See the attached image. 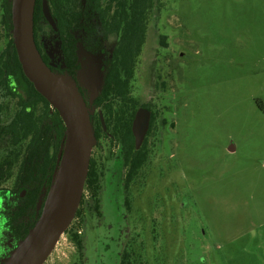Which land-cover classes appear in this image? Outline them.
Wrapping results in <instances>:
<instances>
[{
    "label": "rangeland",
    "instance_id": "374dc122",
    "mask_svg": "<svg viewBox=\"0 0 264 264\" xmlns=\"http://www.w3.org/2000/svg\"><path fill=\"white\" fill-rule=\"evenodd\" d=\"M160 1L149 13L145 63L133 97L162 112L170 96L166 104L176 130L170 140L163 128L156 129L150 162L131 184L136 193L130 198L124 175L120 191L115 187L119 167L107 176L119 146L102 139L103 155H94L101 166L102 207L87 209L84 223H75L84 228V264H121L127 252L129 264H264V0ZM2 17L0 8V55L9 39ZM161 33L170 34L173 44L171 80L164 79L171 95L166 96L153 87L149 72L158 41L164 40ZM88 34L79 33L82 72L74 79L89 101L82 74L93 64L102 75L106 55ZM50 36L57 44L59 37ZM108 39H113L106 42L109 49L117 37ZM2 93L0 98L16 109V101ZM9 117L6 112L4 119ZM18 155L21 148L6 140L0 144V163L5 160L8 167L0 182L5 243L12 236L6 220L17 200ZM75 257L71 244L58 264H75Z\"/></svg>",
    "mask_w": 264,
    "mask_h": 264
},
{
    "label": "trees",
    "instance_id": "16d2710c",
    "mask_svg": "<svg viewBox=\"0 0 264 264\" xmlns=\"http://www.w3.org/2000/svg\"><path fill=\"white\" fill-rule=\"evenodd\" d=\"M59 26L63 53L66 56L69 73L77 74L81 68L78 59L80 38L79 29L97 19L106 35L115 33L119 43L109 60L110 74L105 78L104 87L96 100L103 107L106 124L110 120H127L135 111L126 108L131 104L137 107V101L129 98L128 72L132 70V57L142 42L148 37L149 13L160 5V0H48ZM7 3V5H6ZM43 0H37L35 12V33L51 29L42 12ZM5 10V28L9 39L7 47L0 55V91L4 98L16 101V109L11 103L0 98V144L5 140L14 147L21 148L23 155L17 177V200L9 209V224L18 239L26 237L38 220L37 203L44 185L50 186L57 167V158L65 136L66 126L58 111L51 114L50 102L39 93L34 84L25 75L12 34V0H3ZM83 31V30H82ZM131 74V73H130ZM132 76V75H130ZM128 95L127 98H124ZM41 106V112L37 108ZM6 112L10 114L5 120ZM98 130L104 132L101 117L98 114ZM131 125V124H130ZM95 126V124H94ZM96 131V129H95ZM25 143H27L25 145ZM140 152V151H139ZM5 161V160H4ZM0 163V182L6 178L7 161ZM26 190V196L22 192ZM85 193L76 219L68 230L75 246V264H84L86 244L76 220L85 221L87 209L100 212L102 207L101 167L92 157ZM82 223V224H83ZM127 252L121 264H129Z\"/></svg>",
    "mask_w": 264,
    "mask_h": 264
},
{
    "label": "water",
    "instance_id": "95a60500",
    "mask_svg": "<svg viewBox=\"0 0 264 264\" xmlns=\"http://www.w3.org/2000/svg\"><path fill=\"white\" fill-rule=\"evenodd\" d=\"M36 4L37 0H12L13 40L25 75L50 102L51 114L54 109L58 111L66 130L52 183L43 186L37 203L38 220L26 237L19 240L2 260V264H45L61 236L71 227L84 198L93 148L97 143L92 118L95 110L93 104L106 78L105 73L99 74L93 64L89 66L88 73L82 74L81 82L90 92L87 101L71 74L51 68L36 41ZM42 12L59 37V26L48 0H43ZM56 45L59 47L61 40ZM81 68L79 73L82 72ZM101 117L106 128L103 114ZM150 119L148 109L140 108L137 111L133 123L137 148L144 142ZM25 193L26 190L22 196Z\"/></svg>",
    "mask_w": 264,
    "mask_h": 264
},
{
    "label": "flooded vegetation",
    "instance_id": "af4514ba",
    "mask_svg": "<svg viewBox=\"0 0 264 264\" xmlns=\"http://www.w3.org/2000/svg\"><path fill=\"white\" fill-rule=\"evenodd\" d=\"M2 2H3V0H1L0 8H2V11H3L2 22L5 25L4 21H5V16H7V14L4 15L5 10L2 6ZM6 5H7V3H6ZM96 24L100 25V27L103 31V34L101 36H100L99 30H98ZM148 27H149V25H148ZM51 29H53L52 26H51ZM86 30L89 32V34L87 36V40L88 39L96 40V45H97L95 47L96 50L98 48H100V53L106 55L105 63L103 65V71L105 73V77H107V75L110 74L109 60H110V58H111V56L115 50V47L119 43V40H118L119 38L115 33H110V34L106 35L101 24L99 23V21L97 19H94L93 22L89 23L87 25V28L77 30L76 35L80 38L79 33H83ZM170 31H171V29H170ZM51 33L56 34L54 29H53V31L49 29V31H47V32L37 31L36 41H37L38 47H39L45 61L51 66V68L53 70L61 72V73H69L68 65L65 62L66 56L63 53V48H62L63 42L61 41V45L59 46L60 47V49H59V47H57V45L55 43L56 39H54L52 36H50ZM148 34H149V30H148ZM111 36H116L117 39L116 40L114 39L115 40L114 45L108 49L106 42L108 43L111 40H113V39H108ZM169 36H170V34H168V33H161L160 34V37H163L164 40L158 41L159 42V47H158L159 51L157 50V56L155 58L154 64H153L152 68H150V70H149L150 77H152V79L154 80L153 87L155 89L158 88L159 91L163 92V94L165 96L168 94L171 95V93H169L167 91L168 89H167V87L165 85V81H164V79L171 80L170 64L172 63V55L171 54H172L173 44H172V40L169 38ZM60 37L61 36H59V38H57V39L61 40ZM79 42L81 44V39ZM148 42L149 41H148V37H147L142 42L141 46H139L137 52L136 53L134 52V55L132 57V65H131L132 70L128 72V79H126L128 81V87H129V92H128L129 98L130 97L134 98L133 94L135 93L136 80H137L136 75L138 74V71L141 69V67L144 66L145 62H144L143 57H144L145 48H146ZM103 45H106L107 49H106V47H103ZM57 52H59L60 54H58ZM78 59L80 61L79 56H78ZM80 64H81V61H80ZM78 73L74 74V75H72L71 73H69V74H71L75 78L78 75ZM130 75H132V76H130ZM83 95L85 96L84 93H83ZM127 97H128V95L124 98H127ZM85 98L88 101L86 96H85ZM97 98H96V100H97ZM169 98H170V96L165 99V105H164V109L162 112L160 111V109L156 108V105L153 106L151 103L146 102V101L142 102L141 100L139 103V101L136 98H134L137 101V107L134 105H131V104L126 106V108H128L129 110L135 111V114L133 115V117H132L131 113H127L126 114V116L128 118L127 120H122V121H119L118 119L110 120V126H108L106 124V119H105V115L103 112L104 108L101 106H98L96 104V100L94 101L93 107L95 108V110H94V114L92 115V118H93V122L95 124L96 132L98 130V127H97V125H98V118H97L98 114L100 115V117H101V114H103L105 124H106V128L103 124L102 117H101L102 125L104 127V132L99 131V135H100L99 138L97 135V143L93 148L92 157L95 158L94 155H103V152L100 149H103V147H104V145L101 143V141L104 137L109 138L114 144H118L119 149H120V155H117V157L115 159H113V163L110 164V166L107 170V176H108V180H109V178H111L112 174L116 175V172L118 169L117 167H119V169L121 170V174L118 177L119 182L115 185V187H117L118 191H120L119 190V186H120V182H121L120 179L124 175L123 186H127V188L129 189V194H127L128 198H130L131 193H136V190H133V191L130 190L131 184L132 183L134 184L137 180H140L142 178V172L146 169L147 163L150 162L149 146L151 148L152 135L155 133L156 129L158 128L159 133H160L161 129L163 128L164 131H166V133H169L168 137L170 140L172 137V131L176 130L177 124L170 117V115L172 113V107L170 105L166 104V101L168 102L167 99H169ZM140 108L148 109L151 112V119H150V126H149L147 133H146L144 142L140 148H137L136 137H135L134 132H133V123H134V119L136 117L137 111ZM163 159H164L163 163L169 162V158L167 159L166 153H165V158H163ZM163 159L161 157L159 161H161ZM99 166H100V162H99ZM162 171H164V169L162 170V163H161V168H159V174H161ZM143 195H144V191H143ZM8 220H9V215H8L7 220H6V225L10 229V233L12 236H11V238L7 239L6 243L3 240V239H5L4 237H1L2 239L0 238V264H2V260L7 255H9V253L13 250V248L18 244V241L20 240L14 236L11 225L9 224ZM0 235H1V231H0Z\"/></svg>",
    "mask_w": 264,
    "mask_h": 264
},
{
    "label": "built area",
    "instance_id": "2783aa9c",
    "mask_svg": "<svg viewBox=\"0 0 264 264\" xmlns=\"http://www.w3.org/2000/svg\"><path fill=\"white\" fill-rule=\"evenodd\" d=\"M77 221L80 222V218H78L76 220V222ZM78 226H79L78 229H79L80 233H82L84 235V228L82 227V230H81L80 229V226H82V225H78ZM71 244L73 245L72 240H71V236H70V234L67 231L65 234H63L61 236V238L57 242V244H56L53 252L50 254V256L47 259V261L45 262V264H58L59 261L63 259L62 258V255L64 253H66V252H70V250H71Z\"/></svg>",
    "mask_w": 264,
    "mask_h": 264
}]
</instances>
